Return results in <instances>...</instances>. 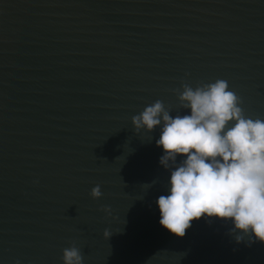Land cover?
I'll return each mask as SVG.
<instances>
[{"label":"water","instance_id":"95a60500","mask_svg":"<svg viewBox=\"0 0 264 264\" xmlns=\"http://www.w3.org/2000/svg\"><path fill=\"white\" fill-rule=\"evenodd\" d=\"M218 79L264 120V0H0V264H264L230 220L160 225V126L131 123Z\"/></svg>","mask_w":264,"mask_h":264},{"label":"clouds","instance_id":"9594fccd","mask_svg":"<svg viewBox=\"0 0 264 264\" xmlns=\"http://www.w3.org/2000/svg\"><path fill=\"white\" fill-rule=\"evenodd\" d=\"M181 87L182 92L174 91L190 114L173 116L156 100L131 119L136 133L160 126L156 144L164 154L159 163L170 170L168 194L156 201L160 225L182 238L194 220H230L231 231L240 233L237 243L245 236L249 245L264 243V120L246 117L242 101L225 80ZM177 157L184 159L177 163ZM90 195L99 199L100 185ZM110 234L105 229L104 238ZM62 260L83 264L75 242L63 250Z\"/></svg>","mask_w":264,"mask_h":264}]
</instances>
